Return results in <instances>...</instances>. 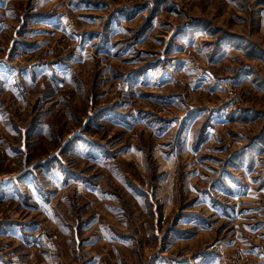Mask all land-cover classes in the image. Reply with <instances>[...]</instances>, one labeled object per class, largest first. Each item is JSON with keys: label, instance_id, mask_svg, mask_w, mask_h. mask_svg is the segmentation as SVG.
Masks as SVG:
<instances>
[{"label": "rangeland", "instance_id": "374dc122", "mask_svg": "<svg viewBox=\"0 0 264 264\" xmlns=\"http://www.w3.org/2000/svg\"><path fill=\"white\" fill-rule=\"evenodd\" d=\"M0 264H264V0H0Z\"/></svg>", "mask_w": 264, "mask_h": 264}]
</instances>
